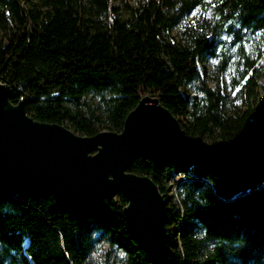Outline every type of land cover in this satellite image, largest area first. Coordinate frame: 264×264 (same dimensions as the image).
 <instances>
[{
    "label": "trees",
    "instance_id": "16d2710c",
    "mask_svg": "<svg viewBox=\"0 0 264 264\" xmlns=\"http://www.w3.org/2000/svg\"><path fill=\"white\" fill-rule=\"evenodd\" d=\"M124 8L127 15L113 0H0V80L12 86L11 100L25 98L35 119L92 135L121 131L128 112L151 95L187 135L249 155L264 116V63L245 56L234 94L209 85L199 63L216 54L225 26L264 31V0H124ZM197 8L210 15L184 23ZM181 23L177 39L172 31ZM227 64L225 54L221 70ZM90 94L99 98L94 106ZM128 170L152 177L166 198L168 264H264V156L252 170L200 155L138 157ZM127 201L120 192L70 213L49 191L19 187L0 169V264H84L92 222L133 264H149L128 232Z\"/></svg>",
    "mask_w": 264,
    "mask_h": 264
},
{
    "label": "water",
    "instance_id": "95a60500",
    "mask_svg": "<svg viewBox=\"0 0 264 264\" xmlns=\"http://www.w3.org/2000/svg\"><path fill=\"white\" fill-rule=\"evenodd\" d=\"M13 88L0 80V169L19 187L47 190L60 207L84 213L92 201L122 192L128 232L145 249L149 264H168L166 198L149 175L129 171L140 157L155 162L178 156L218 158L233 168H258L264 156V116L249 155L191 137L158 97L144 95L126 115L121 131L82 135L57 122L35 119L25 98L11 100Z\"/></svg>",
    "mask_w": 264,
    "mask_h": 264
},
{
    "label": "rangeland",
    "instance_id": "374dc122",
    "mask_svg": "<svg viewBox=\"0 0 264 264\" xmlns=\"http://www.w3.org/2000/svg\"><path fill=\"white\" fill-rule=\"evenodd\" d=\"M129 3H134L135 0H127ZM120 7V12L127 15L128 12L124 8V0H113ZM208 14L205 9L197 8L187 16L184 23L195 19L201 14ZM184 25L179 24L172 34L175 38H180ZM243 33H238L235 30L225 28L220 35V41L215 55L207 56L199 63L200 71L204 80L211 86L219 83L224 90L232 92V86L235 78L239 77L242 68L245 66V56L259 59V62L264 63V31H252L246 27L242 30ZM225 54L228 57V64L225 70H221V65ZM261 96L264 105V75L260 78ZM191 93H197L194 84L188 85ZM88 104L96 105L99 98L95 95L86 97ZM179 178V177H178ZM180 180V179H178ZM176 186L173 182H169V194L178 198L176 195ZM117 193L114 197H118ZM90 241L91 252L84 264H133L127 250L116 241L109 230L99 228L98 224L90 223Z\"/></svg>",
    "mask_w": 264,
    "mask_h": 264
},
{
    "label": "built area",
    "instance_id": "2783aa9c",
    "mask_svg": "<svg viewBox=\"0 0 264 264\" xmlns=\"http://www.w3.org/2000/svg\"><path fill=\"white\" fill-rule=\"evenodd\" d=\"M182 177H184V175H183ZM178 179H179V178H176V181H177Z\"/></svg>",
    "mask_w": 264,
    "mask_h": 264
},
{
    "label": "bare ground",
    "instance_id": "6f19581e",
    "mask_svg": "<svg viewBox=\"0 0 264 264\" xmlns=\"http://www.w3.org/2000/svg\"><path fill=\"white\" fill-rule=\"evenodd\" d=\"M263 152H264V150H263ZM233 168V167H232ZM243 169V168H242ZM245 170H247V169H245Z\"/></svg>",
    "mask_w": 264,
    "mask_h": 264
}]
</instances>
